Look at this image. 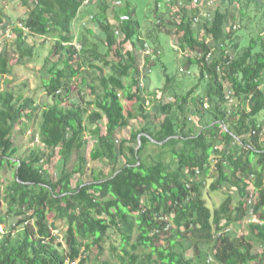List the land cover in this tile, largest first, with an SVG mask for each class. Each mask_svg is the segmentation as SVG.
<instances>
[{
  "label": "trees",
  "instance_id": "16d2710c",
  "mask_svg": "<svg viewBox=\"0 0 264 264\" xmlns=\"http://www.w3.org/2000/svg\"><path fill=\"white\" fill-rule=\"evenodd\" d=\"M83 4L93 25L84 26L74 42L72 25ZM115 5V0H32L14 22L18 49L28 55L27 35L54 37L44 65L49 77L42 80L54 102L40 113V143L19 156L15 125L26 130L37 108L21 92L0 91V170L13 168V179L0 195L5 202L0 264H88L87 252L95 247L101 253L114 229L127 264H264V0H219L216 7L206 0H155L143 35L136 6L130 0ZM231 11L239 13L241 24L228 25L234 19ZM250 14L261 19L254 31ZM121 15L128 18L120 21ZM17 23L29 32L23 35ZM171 32L181 52H187L181 63L196 66L199 74L186 89L165 67V82L149 91L151 69ZM144 43L149 55H142ZM171 48L177 52L175 45ZM199 51H211L212 57L198 59ZM55 53L59 57L51 62ZM7 63L2 49L0 74L8 73ZM74 77L82 85L76 87L79 103L70 97ZM85 90L93 98L87 100ZM147 91L157 112L144 107ZM229 91L237 99L235 106L226 100ZM122 95L136 102L135 111ZM138 114L145 123L130 131L129 138L139 144L136 148L118 133ZM103 116L105 133L95 136L111 174L72 187L71 175L82 174L86 164L78 156L70 171L62 169L53 178L51 159L58 155L67 160L83 146L88 125ZM149 144L159 147L155 156L148 153ZM213 154L220 158L214 159L216 173L208 188L222 189L224 198L210 207L202 187ZM252 190L256 198L249 205ZM58 221L64 222L65 248L52 234ZM243 221L248 223L241 234L224 231Z\"/></svg>",
  "mask_w": 264,
  "mask_h": 264
},
{
  "label": "rangeland",
  "instance_id": "374dc122",
  "mask_svg": "<svg viewBox=\"0 0 264 264\" xmlns=\"http://www.w3.org/2000/svg\"><path fill=\"white\" fill-rule=\"evenodd\" d=\"M32 0H26V3L23 0H0V19L3 21L2 23L5 26L0 25V50L4 49L8 55V63L7 69L8 73L0 74V91H13L15 94L21 92L23 96H28L34 99V103L37 108L35 109V114L30 120L29 126L26 130L20 132L18 125H15L13 141L14 144L18 147V155H25L31 148L37 146L39 144L38 127L41 121L40 113L43 108L51 105L54 100L51 96L46 95L45 90L42 87V80H47L49 75L46 73L47 67L45 65V59L49 57L50 49L53 48V44L55 39L53 36H38V35H27L24 41H27L28 45L31 46V54L28 55L22 52V49H18L17 46V37L18 34L14 31L13 25L14 22H17L18 19L25 15L28 6ZM122 0H115V6H119ZM132 6H136L137 16L142 23L141 32L143 35L144 28L146 27L148 22L152 21V8L155 4V0H130ZM213 3L218 5L219 0H213ZM134 4V5H133ZM212 7L211 9H213ZM159 9L161 12L163 11V3L160 2ZM234 14V19L228 20V25L231 23L239 22V13L237 11H231ZM91 12L89 11V7L86 4H83L78 12V16L72 25V31L75 36V41L79 40V36L84 28V26L89 25L92 26L93 23L91 21ZM251 18H248L249 26L252 30H256L261 25V19L257 16L255 17L253 14H250ZM245 18V17H244ZM243 23H247L245 20ZM242 23V24H243ZM18 26V25H17ZM3 27V28H2ZM97 31L98 28H96ZM167 30V29H166ZM166 31H163V34ZM240 33V32H239ZM98 34L100 37L101 34ZM241 34V33H240ZM165 35V34H164ZM164 39V36H161ZM166 41L164 42L163 52L161 51L160 61L157 62L151 69L150 77H151V87L149 91H156L161 88L163 83L165 82V75L163 69L166 67V72L169 74H174L176 79H182L183 83H185L186 89H188L189 85L193 82L194 77H197L199 74V70L196 66L192 65L188 67L186 64H182L181 60H183V56L187 52L182 51L179 48L178 41L176 40L173 32L171 34H167L165 37ZM171 45H175L177 48V52L175 53L172 50ZM180 49V50H179ZM187 51V50H186ZM143 55V53H142ZM59 57V54L55 53L51 55L50 61L55 62ZM140 63L143 60V57L139 58ZM99 64V63H98ZM182 64V65H181ZM48 66V65H47ZM179 67H182V71H179ZM143 68V67H142ZM186 70H189L188 73L190 76L185 75L187 73ZM185 74H182V73ZM143 73V72H142ZM89 75V74H88ZM72 83H74V90L71 93V102L79 103L78 96V87L80 84V77H74L72 79ZM184 85V84H182ZM192 85V84H191ZM183 88V90H186ZM87 94L85 97L87 100L93 98V95L89 94L88 90H85ZM147 92H144V97L149 99L144 103V107L147 111L157 112V107L154 104L155 100L151 99L150 96L147 95ZM123 103L133 111H135L136 102L134 100H125V96L122 95ZM85 105V104H84ZM65 106V104H64ZM93 108V105H90L88 108V112ZM259 120H263V113L258 115ZM145 120L141 118L138 114L137 117L131 119L129 121L128 126L122 128L118 136L120 138H125L129 141L127 144L131 147H137L135 141L129 140L130 131H134L144 125ZM106 130V118L103 116L101 119L95 121L94 124L88 125V130L84 134L85 142L83 146L74 149L71 155L67 160H62L58 155H55L49 164V172L53 178H57L62 169L71 170L74 164L78 160V156H84L86 158L85 169L82 174L75 173L71 175V184L72 187H76L80 182H88L96 179H102L109 176L112 172V168L109 166L108 162L103 159L102 154L98 148L96 143L98 135H102ZM96 135V136H95ZM159 147L149 144L148 145V153L152 156H155V153L158 151ZM128 152V150H126ZM212 159L220 158L219 155L213 154ZM215 160L211 161V168L207 176L205 177L204 186L202 187V195L206 200L208 206L214 207L218 206L224 198L223 190L219 191H210L208 186L212 182L215 175ZM13 179V168L7 167L0 170V195L2 194V190L9 181ZM256 198L255 192L253 193ZM5 202L0 199V210L4 211ZM52 221V216L49 217V222ZM248 221H243L239 226L231 225L230 230L233 232H237L241 234L247 229ZM58 232L63 235L65 226L64 222H56ZM5 225H0V232H4ZM118 231L113 230L110 233V238L106 239L103 243V249L101 253H98V250L95 247H92L87 254L85 255L87 258L88 264H127V257L124 256L123 250L119 246L120 238L118 236ZM113 247V248H112ZM127 249L130 250L129 246H126ZM143 249L139 248L137 252L141 253ZM148 248L146 251H149ZM120 257H124V260H121ZM187 256H191V251L187 252Z\"/></svg>",
  "mask_w": 264,
  "mask_h": 264
},
{
  "label": "built area",
  "instance_id": "2783aa9c",
  "mask_svg": "<svg viewBox=\"0 0 264 264\" xmlns=\"http://www.w3.org/2000/svg\"><path fill=\"white\" fill-rule=\"evenodd\" d=\"M198 1L199 0H192V2H193V4H197L198 3ZM206 2H207V6H211L212 4H213V0H206ZM128 18V16L127 15H121L120 16V21H123V20H126ZM195 21H197L196 19H195ZM17 25H18V27L20 28V29H22V31L24 32V34L23 35H25L26 33H28L29 32V29L27 28V27H24V26H22V24L21 23H17ZM142 53H143V55H149L150 53H151V49H150V47H149V45L147 44V43H144V46H143V48H142ZM159 53V52H158ZM227 54V52H225V55ZM195 56H196V58H198V59H202V58H204V60L205 61H209L210 60V58L212 57V52L211 51H208V52H206V53H203V52H201V51H199V52H197L196 54H195ZM220 56L218 55V58H219ZM231 58V57H230ZM226 62V64H228L229 63V60H227V61H225ZM225 65V64H224ZM216 68V71H217V73H220L221 71H222V69H223V66H221V63H217L216 64V66H215ZM181 71L183 70V69H180ZM141 85H142V83H141ZM226 100H227V102H228V104L230 105V106H235L236 104H237V99L235 98V97H233V95H232V93L229 91V92H227V95H226ZM264 132V125L262 126V128H261V132L260 133H263ZM253 133H255V131L253 130ZM254 190H252L251 191V194L249 195V198H248V200H247V202H248V204L249 205H252V203L254 202V200H255V197H254ZM250 212L252 213L253 212V208L251 207L250 208ZM27 221H25L24 223H26ZM21 226H23V225H21ZM230 228H226V229H224V231H227V230H229ZM220 233L221 232H218L217 233V235H220ZM52 234H53V236L56 238V240L57 241H59V242H61V244H62V247L63 248H65V242H64V237H63V235L62 234H60L59 232H58V230L57 229H54V230H52ZM207 261L208 262H210L211 261V257H209L208 259H207ZM69 264H76V261H71V262H68Z\"/></svg>",
  "mask_w": 264,
  "mask_h": 264
},
{
  "label": "water",
  "instance_id": "95a60500",
  "mask_svg": "<svg viewBox=\"0 0 264 264\" xmlns=\"http://www.w3.org/2000/svg\"><path fill=\"white\" fill-rule=\"evenodd\" d=\"M138 146H139V144H138ZM138 146H137V147H138ZM137 147H136V148H137Z\"/></svg>",
  "mask_w": 264,
  "mask_h": 264
}]
</instances>
